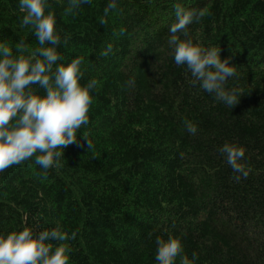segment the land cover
<instances>
[{
  "label": "trees",
  "instance_id": "obj_1",
  "mask_svg": "<svg viewBox=\"0 0 264 264\" xmlns=\"http://www.w3.org/2000/svg\"><path fill=\"white\" fill-rule=\"evenodd\" d=\"M107 3L92 0L72 17L67 0H49L68 37L57 51L65 62L84 58L81 85L98 81L77 132L93 147L67 146L47 178L34 158L0 173V233L58 226L69 237V264H156L155 238L169 235L189 258L197 254L196 264H264V0H118L119 12L100 25ZM176 3L204 12L187 38L219 47L236 67L226 84L240 96L232 109L173 63ZM17 4L0 0V42L23 40L29 56L38 45ZM121 27L125 34L113 35ZM224 143L245 149L246 179H233L218 152Z\"/></svg>",
  "mask_w": 264,
  "mask_h": 264
},
{
  "label": "clouds",
  "instance_id": "obj_2",
  "mask_svg": "<svg viewBox=\"0 0 264 264\" xmlns=\"http://www.w3.org/2000/svg\"><path fill=\"white\" fill-rule=\"evenodd\" d=\"M91 3L92 0H67L64 15L75 17L82 5ZM17 7L23 13L20 26L30 27L38 47L25 56L22 53L27 45L23 40L14 46L0 42V173L34 158L35 165L42 170L41 178H47L48 170L59 163L67 146L79 147L83 140L87 150L92 149L91 141L86 137L78 139L77 132L89 122L88 112L93 103L90 93L98 81L92 78L81 85L84 58L65 62L57 51L62 43H67L68 37L61 39L49 0H18ZM110 12H119L118 0H108L98 21L100 25L107 23L105 18ZM173 12L175 23L168 28L167 40L173 63L177 67L184 66L190 73L192 86H198L232 109L240 96L235 88H227L226 84L236 77V67L229 66V58L220 59L219 47L204 48L187 38L188 26L198 23L204 12L186 9L179 3L173 5ZM125 31L121 27L113 35L123 36ZM111 51L109 44L100 55L107 56ZM126 83L132 85L134 81L130 79ZM33 85L42 89L43 95L37 94ZM183 123L187 133L196 134L194 123ZM218 152L236 173L235 181L248 177L249 170L241 163L243 147L224 143ZM74 237L72 233L71 238ZM67 239L68 235L58 226L39 232L24 227L0 233V264H69L71 249L62 243ZM52 241L58 242L57 246L54 247ZM154 242L156 264H177V261L178 264H196L198 260L195 252L191 258L184 254L178 238L157 236Z\"/></svg>",
  "mask_w": 264,
  "mask_h": 264
}]
</instances>
